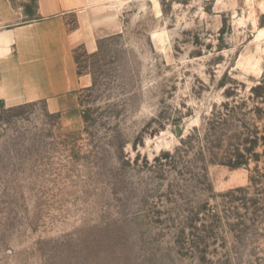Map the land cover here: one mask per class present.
Listing matches in <instances>:
<instances>
[{"label":"rangeland","instance_id":"374dc122","mask_svg":"<svg viewBox=\"0 0 264 264\" xmlns=\"http://www.w3.org/2000/svg\"><path fill=\"white\" fill-rule=\"evenodd\" d=\"M113 2L80 130L0 103V264H264V0Z\"/></svg>","mask_w":264,"mask_h":264},{"label":"crops","instance_id":"0c3cea01","mask_svg":"<svg viewBox=\"0 0 264 264\" xmlns=\"http://www.w3.org/2000/svg\"><path fill=\"white\" fill-rule=\"evenodd\" d=\"M114 0H35L33 20L12 0H0V103H43L66 132L83 127L79 96L91 86L75 53L94 54L100 41L120 35Z\"/></svg>","mask_w":264,"mask_h":264},{"label":"trees","instance_id":"16d2710c","mask_svg":"<svg viewBox=\"0 0 264 264\" xmlns=\"http://www.w3.org/2000/svg\"><path fill=\"white\" fill-rule=\"evenodd\" d=\"M21 106V105H20ZM238 167V165H236Z\"/></svg>","mask_w":264,"mask_h":264}]
</instances>
